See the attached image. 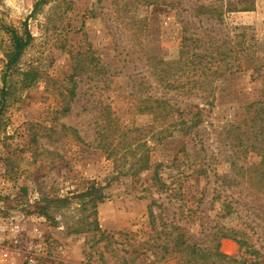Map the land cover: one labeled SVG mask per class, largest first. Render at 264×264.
<instances>
[{
	"label": "rangeland",
	"instance_id": "374dc122",
	"mask_svg": "<svg viewBox=\"0 0 264 264\" xmlns=\"http://www.w3.org/2000/svg\"><path fill=\"white\" fill-rule=\"evenodd\" d=\"M37 1L0 0V95L11 46L8 27L23 32L27 21L34 36L8 72L10 93L0 113V226L18 223L24 239H43L46 250L31 264H189L186 251L163 260L155 245L178 232H185L188 243L215 245L240 259L205 257L193 264H264V193L255 191L246 169L252 163L264 168L262 145L250 128L254 113L247 112L250 103L264 100V79H252V65L212 78V106L203 93L191 95L203 108L202 122L192 132L152 138L148 169H129L146 146L125 155L128 142L119 139L110 156L112 147L92 144L102 107L112 110L122 128L151 123L159 129L160 121L138 111L132 85L143 78L161 92L169 89L166 82L184 79L173 61L188 21L201 31L244 34L249 54L264 62V0L245 10H228L229 0L224 6L175 0L177 7L46 0L34 12ZM208 2L207 8L221 11L217 21L203 11ZM140 132L132 136L145 138ZM94 181L105 194L96 213L78 197ZM94 219L105 232L94 229ZM234 229L244 232L247 244L221 235ZM0 264L30 263L16 259L13 245L0 237Z\"/></svg>",
	"mask_w": 264,
	"mask_h": 264
},
{
	"label": "trees",
	"instance_id": "16d2710c",
	"mask_svg": "<svg viewBox=\"0 0 264 264\" xmlns=\"http://www.w3.org/2000/svg\"><path fill=\"white\" fill-rule=\"evenodd\" d=\"M45 1L46 0H38L34 12L37 11L40 4ZM210 1L212 5L217 1H219L222 6L225 5L224 0ZM238 1L239 0H237V2ZM243 1L245 4L239 6V4H235L232 0H229L230 3L227 6V9L245 10L254 5L253 0H242V2ZM112 2L118 4L119 0H112ZM133 2L157 4L162 5L161 7L178 6L175 0H133ZM209 5V2L205 4L206 8H204L203 11L209 13V19L217 21L216 17L217 15H221V11H217V6H213L215 10L207 8ZM203 6L204 5L201 4V7ZM24 24L25 29L23 32H19L18 29L11 26L7 29L10 33L11 46L6 53L7 62L3 77L4 84L1 88L0 95V113L4 110L7 96L10 93L7 86L8 72L17 65L34 38L33 33L28 28V22L26 21ZM215 24L217 25V23ZM179 52L178 59L173 62L176 63V67L180 70L181 76L184 77L186 81H184V79L182 80V78L179 79L178 77L173 83L166 82L164 85L169 89L176 91L174 96L169 95V89H163L161 92L155 91L159 86H155L152 82L143 80V78L139 79V81L136 82V85H132V93L135 96V105L138 111L141 114L151 115L154 121H160L159 129L156 127L157 130H154L155 127L153 126V129V124L151 123L147 124L145 128L143 125L141 127H130L125 125L122 128L121 123L113 117L111 109L107 110L102 107L100 110V120H98L97 124L96 138L92 144L95 143L97 147L105 149L106 151L112 147V150H110L109 153L110 156L115 149V147L112 146L113 143L119 139L121 142H128L124 148L125 155L129 151L135 150L138 147L143 148V146H146L138 156L136 154V160L129 168L132 171L145 170L151 167L147 150L150 147L148 143L152 138L173 135L175 130L183 129L186 132H192L194 129L198 128L203 120V108L191 99V95H199L200 92L203 93V95H205L203 96L205 103L212 106L214 104V99H210V93L215 90V87H212V85L208 87V83L210 84L214 76L247 72L250 70L248 66L249 64L252 65L250 71L252 79H264V62L258 63L257 56L249 54L244 43V34L231 35L230 32H224V30H219L216 27L211 28L210 30L201 31L196 28L193 29L191 21H188L183 26V35ZM206 80L207 84L205 85L204 81ZM68 93L71 96L74 95L75 87L70 88ZM179 95L187 96V98L181 99L179 98ZM65 105L66 109H68L67 104ZM193 109H195V111ZM251 111L254 113L252 118L253 123L250 125L251 132H255L256 140H258L257 143L262 145L260 149H262L263 152L259 153H261V157H263L264 100L250 103L247 112ZM129 130L132 131V134L133 131H137L139 134L140 130V135H145V138H142L141 136H132V134L128 132ZM150 134L151 136L148 138L147 135ZM246 169H248V172L251 175L250 177L253 185H255V191L257 190L260 193H264V168L252 163L247 166ZM155 175L158 176V182L161 183V177L157 171H155ZM102 188L103 187L98 182L94 181L78 194L81 201L90 202L94 205L95 213L97 212L96 207L98 203L105 199V194ZM64 199L62 200L65 202L69 200L68 198ZM226 205L229 206V209L232 208L229 202ZM149 209L150 215L154 216L153 208L150 206ZM230 213L231 211L228 210L227 214ZM91 223L94 224V229L102 230L97 219H94ZM103 232L105 231L102 230V233ZM169 233L171 232L169 231ZM221 235L231 237L243 245L248 243V239L243 236L245 235L244 232H241L240 230L234 229L232 230V233L229 231H223ZM184 236L185 232H178L173 238H166L165 240H161L162 242L160 243L156 240L155 245L160 247V259L165 260L174 253L186 251L187 255L190 256L187 260V263L189 264H193V261L197 262L205 257H215L216 259H220V261H233L234 263L240 260L237 257H230L221 253L215 245L213 247H202L196 242L188 243V239H183ZM159 237L160 236H157V239ZM260 262H262V260L255 259L252 260L250 264H258Z\"/></svg>",
	"mask_w": 264,
	"mask_h": 264
},
{
	"label": "built area",
	"instance_id": "2783aa9c",
	"mask_svg": "<svg viewBox=\"0 0 264 264\" xmlns=\"http://www.w3.org/2000/svg\"><path fill=\"white\" fill-rule=\"evenodd\" d=\"M21 232L22 228L18 223H12L9 229L0 226V237L9 240L13 245L14 257L22 258L30 264L35 263L36 259L44 254L47 245L40 238L24 239Z\"/></svg>",
	"mask_w": 264,
	"mask_h": 264
}]
</instances>
